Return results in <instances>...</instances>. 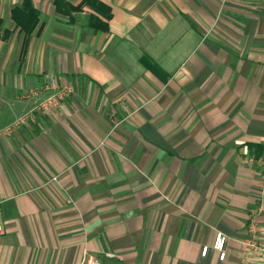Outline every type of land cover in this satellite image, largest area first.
<instances>
[{
    "label": "crops",
    "instance_id": "1",
    "mask_svg": "<svg viewBox=\"0 0 264 264\" xmlns=\"http://www.w3.org/2000/svg\"><path fill=\"white\" fill-rule=\"evenodd\" d=\"M102 1L108 32L33 0L24 55L0 0V264H260L264 0ZM53 79L75 92L46 109Z\"/></svg>",
    "mask_w": 264,
    "mask_h": 264
},
{
    "label": "trees",
    "instance_id": "2",
    "mask_svg": "<svg viewBox=\"0 0 264 264\" xmlns=\"http://www.w3.org/2000/svg\"><path fill=\"white\" fill-rule=\"evenodd\" d=\"M58 12L72 16L73 12L82 11L85 7H89L94 12L88 18V26L95 32H108L109 20L112 17L110 6L102 0H83L78 5H73L67 0H55ZM40 11L34 6L33 0H23L22 4L15 6L12 9V19L16 27L25 34L24 38V55L31 36L36 31L41 23ZM11 35V31L4 28V20L0 18V41L7 39ZM143 63L152 71L159 72L161 68L153 62L149 57H144ZM252 148L259 153L264 152V145H253Z\"/></svg>",
    "mask_w": 264,
    "mask_h": 264
},
{
    "label": "built area",
    "instance_id": "3",
    "mask_svg": "<svg viewBox=\"0 0 264 264\" xmlns=\"http://www.w3.org/2000/svg\"><path fill=\"white\" fill-rule=\"evenodd\" d=\"M57 81L55 79L52 80L51 84L49 86L57 87L59 90L56 94L51 96L45 103L44 107L47 109L51 106H58L59 101L61 97L66 94L73 91L72 86H64L59 88L57 85ZM48 86V87H49ZM254 160L253 158H248L247 162L252 163ZM263 181H264V175H263ZM252 235L245 239L243 241V248H244V259L247 262H253L255 260H259L260 264H264V241L261 240L257 227L255 223H252ZM228 236L222 232L218 233L216 236V239L212 246L205 245L202 249V254L206 256L210 250L211 247H213L218 253L220 260H225L227 257V244H228ZM87 264H102L100 259L97 257L90 256Z\"/></svg>",
    "mask_w": 264,
    "mask_h": 264
},
{
    "label": "rangeland",
    "instance_id": "4",
    "mask_svg": "<svg viewBox=\"0 0 264 264\" xmlns=\"http://www.w3.org/2000/svg\"><path fill=\"white\" fill-rule=\"evenodd\" d=\"M57 85H58V87H59V84L57 83ZM69 86H72V85H69ZM73 87V91L72 92H70V93H66V94H64L62 97H61V99H60V101H59V105L58 106H51L50 108H58L59 106H60V104H61V101L66 97V96H68V95H70L71 93H73V92H75V88H74V86H72ZM58 92V91H57ZM56 92V93H57ZM56 93H53V94H56ZM46 108V107H45ZM50 108H48V109H50ZM47 109V108H46ZM16 124V123H15Z\"/></svg>",
    "mask_w": 264,
    "mask_h": 264
}]
</instances>
